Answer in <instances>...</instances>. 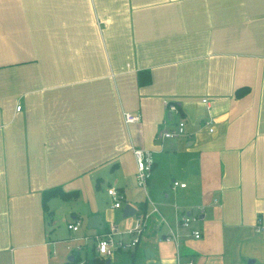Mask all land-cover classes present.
I'll return each instance as SVG.
<instances>
[{
  "label": "crops",
  "instance_id": "0c3cea01",
  "mask_svg": "<svg viewBox=\"0 0 264 264\" xmlns=\"http://www.w3.org/2000/svg\"><path fill=\"white\" fill-rule=\"evenodd\" d=\"M167 100L190 137H158L179 118ZM125 112L140 121L127 125ZM133 147L155 160L136 204ZM52 188L78 197L45 211ZM58 200L81 201L89 217L130 204L125 227L111 222L121 231L149 215L138 246L109 264H264V0H0V264L90 256L97 230L77 237L71 220L60 238Z\"/></svg>",
  "mask_w": 264,
  "mask_h": 264
},
{
  "label": "built area",
  "instance_id": "2783aa9c",
  "mask_svg": "<svg viewBox=\"0 0 264 264\" xmlns=\"http://www.w3.org/2000/svg\"><path fill=\"white\" fill-rule=\"evenodd\" d=\"M204 103H207V100H203ZM165 108L171 114L177 115L179 118L175 122V127L173 129H164L161 128L158 132V137L161 139H175L181 137H190V132L187 129V121L182 117L180 109L175 102L165 101ZM21 110V106L17 107V111ZM124 122L127 125L135 124L140 121V117L138 114L125 112L123 113ZM202 127L206 128L209 133L214 132V121L212 119H206L202 123ZM132 153L136 162V179L137 184L141 187L145 192H147L148 183L152 177L153 169L155 165V160L153 156V152L147 149L133 147ZM186 187V184L179 183L174 181L173 187ZM109 197L112 200V206L114 209H119L122 207V202L124 200L123 194L114 187H111L107 191ZM156 212L157 209L155 208ZM149 219L148 214H139L135 220L134 226L127 230L121 231L116 225L111 224L108 227H104L103 230H97L92 236L91 239L94 243L95 253L104 260L112 259L116 256L118 252L122 251H132L134 250L141 241L143 234L145 233L147 222ZM192 218L184 217L182 219V226L190 227ZM82 227V220L76 219L73 223L68 225V229L73 232H78ZM255 232L259 235H263L264 239V225L262 221H259ZM193 236L196 239L201 237L200 231H192ZM124 236H127L126 240ZM89 237H83L81 241L88 240ZM85 244L81 243L78 245V251L84 248ZM83 264V263H79ZM176 264H182L177 261ZM188 264H193L188 263Z\"/></svg>",
  "mask_w": 264,
  "mask_h": 264
},
{
  "label": "rangeland",
  "instance_id": "374dc122",
  "mask_svg": "<svg viewBox=\"0 0 264 264\" xmlns=\"http://www.w3.org/2000/svg\"><path fill=\"white\" fill-rule=\"evenodd\" d=\"M166 179L162 178V181H165ZM103 186V185H102ZM149 189V188H148ZM128 199L133 201L134 204H136L137 202H144L147 199V195L145 193V191L141 188V187H137L134 185V188H130L128 189ZM81 200V199H79ZM59 204L56 205V218L54 219V227H56V232H58V235L60 238L63 239H68L70 237V235L73 233L72 231H68L67 230V222L68 221H75L72 219V215H70V213L75 212L76 214H78V216L80 217V219L82 220V227L81 230L79 232H75L74 235L81 236L82 234L86 233V234H91L93 232H95V230H88L86 225H87V219L89 218V207L87 205H83L81 201H70V202H62V200H58ZM61 205V206H60ZM101 210H105L104 208H101ZM105 212V211H104ZM115 217L112 218L110 215H100L103 219L104 224H113L111 222H116L118 224L121 225V227H125L127 225V221L125 218H123L122 216V210H119L115 213ZM109 224V225H110ZM71 233V234H70ZM88 241V240H86ZM84 264V263H83Z\"/></svg>",
  "mask_w": 264,
  "mask_h": 264
},
{
  "label": "trees",
  "instance_id": "16d2710c",
  "mask_svg": "<svg viewBox=\"0 0 264 264\" xmlns=\"http://www.w3.org/2000/svg\"><path fill=\"white\" fill-rule=\"evenodd\" d=\"M150 80H151L150 76L147 72L144 74H143V72L139 73V84H141V85L148 84V83H150ZM248 92H249V88H247V87L240 88V89L236 90V97L241 98V97L245 96ZM54 197H61L64 200H69V199L78 197V193H76V192H73V193L65 192L61 188H52V189H49L47 191H44L43 195H42V204H43V209L45 211L48 210L47 202L51 198H54ZM73 256H74V259L72 261H67L65 264H79V263L106 264V261H107V260H104L101 257H99L95 253L94 248L91 250L90 256L88 255V257L86 255L83 256L81 253H76Z\"/></svg>",
  "mask_w": 264,
  "mask_h": 264
},
{
  "label": "water",
  "instance_id": "95a60500",
  "mask_svg": "<svg viewBox=\"0 0 264 264\" xmlns=\"http://www.w3.org/2000/svg\"><path fill=\"white\" fill-rule=\"evenodd\" d=\"M169 116H172L171 113H169ZM136 212V209L132 207L130 204L125 205L123 209V217H128L133 215ZM87 228L89 230L95 229V230H103L104 229V223L102 220V217L100 215H93L87 219ZM148 252L146 251V254ZM74 259L73 256L69 257V261H72ZM254 260H250L248 264H254ZM106 264H109V260L106 262Z\"/></svg>",
  "mask_w": 264,
  "mask_h": 264
}]
</instances>
